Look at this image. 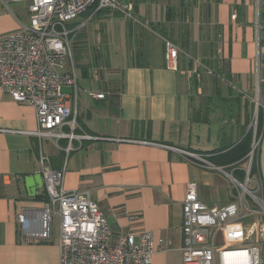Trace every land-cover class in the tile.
<instances>
[{
	"label": "crops",
	"instance_id": "0c3cea01",
	"mask_svg": "<svg viewBox=\"0 0 264 264\" xmlns=\"http://www.w3.org/2000/svg\"><path fill=\"white\" fill-rule=\"evenodd\" d=\"M121 2L133 7L131 18L96 16V27L79 34L75 61L71 56L65 62L63 72L74 68L78 79L76 94L63 89L74 130L66 124L56 137L39 138L35 109L0 90V264H60L59 218L47 242L27 241L19 222L25 215L27 230L41 231L49 198L44 188L30 194L25 179L41 174L43 156L52 170L63 171L65 191L84 193L97 204L114 234L152 233L153 264H185L183 203L191 182L209 208L238 198L236 182L245 178L233 172L246 162L208 170L177 149L210 163L214 151L235 147L253 129L255 99L264 105V0ZM2 24L3 34L20 28L11 19ZM101 28L102 56L92 44ZM168 42L179 51L176 69L166 58ZM194 61L203 64L201 74ZM259 117L249 190L259 184L264 205L263 109ZM217 244L230 247L224 233Z\"/></svg>",
	"mask_w": 264,
	"mask_h": 264
},
{
	"label": "built area",
	"instance_id": "2783aa9c",
	"mask_svg": "<svg viewBox=\"0 0 264 264\" xmlns=\"http://www.w3.org/2000/svg\"><path fill=\"white\" fill-rule=\"evenodd\" d=\"M7 7V0H2ZM29 3L27 23L19 20V30L0 34V90L18 104L36 111L39 138H52L54 132L68 124L76 127V118L68 102L65 87L78 92L75 69L63 72L67 58L72 56V34L82 27L70 29L93 7L131 17L133 7L121 0H12ZM178 49L167 43V61L174 69L178 65ZM105 99L104 94H93ZM252 121L254 137L247 156L249 166L244 183L236 182L238 198L222 208H209L199 200L197 182H191L183 203L182 231L185 264H264V205L258 196L260 186L249 190L252 162L259 149L257 135L259 110H264L259 96ZM67 137V136H66ZM82 138H87L84 136ZM187 161L208 170L224 172L223 167L209 163L204 156L178 150ZM41 174L48 203L41 215V231L29 232L27 218L19 222L29 242L49 241L53 236L56 217L59 218L60 264H153L156 253L154 236L114 234L105 215L86 194L65 191L63 171L51 169L46 157L41 158ZM256 217L248 225L239 221ZM133 221L138 217L133 216ZM224 233L230 247L220 248L217 238Z\"/></svg>",
	"mask_w": 264,
	"mask_h": 264
},
{
	"label": "rangeland",
	"instance_id": "374dc122",
	"mask_svg": "<svg viewBox=\"0 0 264 264\" xmlns=\"http://www.w3.org/2000/svg\"><path fill=\"white\" fill-rule=\"evenodd\" d=\"M9 3V6L7 7V5L2 1L0 0V27H4V25L2 23H4V20L5 19H11L13 20L14 22L16 23H19V20H21L22 22H25L27 23L28 20H29V15H28V6H29V3H15V2H12V0H7ZM129 19L131 17H128ZM19 19V20H18ZM103 19V18H102ZM101 19H97L96 17H90V18H82L80 17L76 22L79 23V27H81L82 25L86 24L85 27H82L80 31L76 32V34H72L71 36V39L73 41V45H72V58L73 60L75 59V53L77 52V47L76 45L79 44V37L82 38V36L79 34L84 31L88 26L91 25V28H95L96 27V24L100 21ZM75 27L71 28V29H74ZM78 28V27H76ZM0 34H3L0 32ZM95 36L97 37V40L96 37L93 38V41L94 43L92 44H95L96 48H97V51H95V53H99L101 54V56L103 55L102 54V50H103V47H102V43H103V40H102V28L101 30H99L98 32L95 31ZM99 38V39H98ZM91 41V42H93ZM93 47V46H92ZM71 58L68 57L67 58V62H69ZM75 61V60H74ZM193 65L195 66V68L197 69L198 73H202L203 69H205L203 67V64L200 63V62H195L193 63ZM98 72V71H97ZM197 79V78H196ZM197 81V80H196ZM196 85H198L196 83ZM65 92V90H64ZM245 166L243 169L245 171V179H246V170L248 169V166H249V160L246 159L245 160ZM255 163V160H253L252 162V165ZM239 168V167H238ZM252 169V168H251ZM229 170V168H228ZM238 169H236L233 173H236ZM249 189H250V186H249Z\"/></svg>",
	"mask_w": 264,
	"mask_h": 264
},
{
	"label": "trees",
	"instance_id": "16d2710c",
	"mask_svg": "<svg viewBox=\"0 0 264 264\" xmlns=\"http://www.w3.org/2000/svg\"><path fill=\"white\" fill-rule=\"evenodd\" d=\"M111 13L109 10H100L97 11L96 7L91 8L86 13H84L81 17L82 18H90V17H96L102 14ZM117 13V12H116ZM118 14V13H117ZM120 14V13H119ZM73 27H79V23L76 21L71 23L69 25V28ZM260 118V117H259ZM257 135H260L259 131V122H258V129H257ZM254 137V130L251 129L247 135L244 137V139L235 147L233 148H225L220 149L219 151H214L212 154V157L210 158V163L217 167H223V168H232L239 164H242L247 159L248 154L251 151V146L253 142ZM256 172V166L255 163L252 165L251 169V176L254 175ZM237 176H239L241 179L245 178V171L244 169H238L236 171ZM240 181V180H239ZM44 197L46 195L44 194ZM47 199V197H46Z\"/></svg>",
	"mask_w": 264,
	"mask_h": 264
},
{
	"label": "water",
	"instance_id": "95a60500",
	"mask_svg": "<svg viewBox=\"0 0 264 264\" xmlns=\"http://www.w3.org/2000/svg\"><path fill=\"white\" fill-rule=\"evenodd\" d=\"M25 183L27 189L32 195H35L38 190H42L44 188V181L42 174L35 175L32 177H27L25 179Z\"/></svg>",
	"mask_w": 264,
	"mask_h": 264
}]
</instances>
